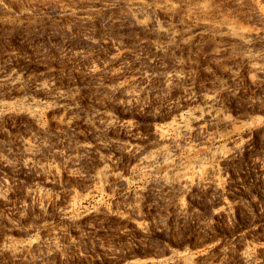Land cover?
<instances>
[{
  "label": "rangeland",
  "instance_id": "1",
  "mask_svg": "<svg viewBox=\"0 0 264 264\" xmlns=\"http://www.w3.org/2000/svg\"><path fill=\"white\" fill-rule=\"evenodd\" d=\"M263 50L264 0H0V264H264Z\"/></svg>",
  "mask_w": 264,
  "mask_h": 264
},
{
  "label": "bare ground",
  "instance_id": "2",
  "mask_svg": "<svg viewBox=\"0 0 264 264\" xmlns=\"http://www.w3.org/2000/svg\"><path fill=\"white\" fill-rule=\"evenodd\" d=\"M241 31H238V32L236 31L234 33H231V34H229V36L230 37L238 38L242 42H244L245 41L244 40L245 37L243 38V31L242 32ZM223 45H225V44L223 43ZM215 49L219 50L220 48L218 49L217 48V45H216V48ZM217 50H215V51H217ZM241 56H242V58H245V60L247 61L248 67H249V69L251 71H253V72L264 71V50H263V52H259V53L258 52L257 53L255 52L254 54L249 53L247 51H243V52H241ZM173 125H174L175 129H177V130H181V131H187V130H189L188 129L189 126H187V121H186V119L184 117H180V119L177 122H175V124H173ZM32 151H33V144L30 143V142H26L25 145H24V153L28 154V153H30ZM170 153L171 152H170V149L168 147H163V148L160 149V151L158 152V154H157L156 157H154V158L145 157L143 159V161L144 162H148V163H152L154 161H159L164 166H168L169 164H171V158H170L171 157V154ZM184 172L183 173L181 172V175L180 174L179 175L186 177V175H185Z\"/></svg>",
  "mask_w": 264,
  "mask_h": 264
},
{
  "label": "trees",
  "instance_id": "3",
  "mask_svg": "<svg viewBox=\"0 0 264 264\" xmlns=\"http://www.w3.org/2000/svg\"><path fill=\"white\" fill-rule=\"evenodd\" d=\"M191 238H192V240H194V238H195V235H192V237H191Z\"/></svg>",
  "mask_w": 264,
  "mask_h": 264
}]
</instances>
